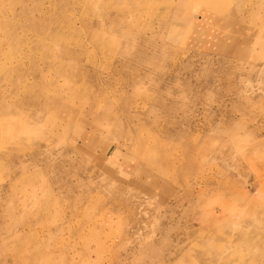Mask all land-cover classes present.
Instances as JSON below:
<instances>
[{"label":"rangeland","instance_id":"obj_1","mask_svg":"<svg viewBox=\"0 0 264 264\" xmlns=\"http://www.w3.org/2000/svg\"><path fill=\"white\" fill-rule=\"evenodd\" d=\"M0 264H264V0H0Z\"/></svg>","mask_w":264,"mask_h":264},{"label":"bare ground","instance_id":"obj_2","mask_svg":"<svg viewBox=\"0 0 264 264\" xmlns=\"http://www.w3.org/2000/svg\"><path fill=\"white\" fill-rule=\"evenodd\" d=\"M37 9V8H36Z\"/></svg>","mask_w":264,"mask_h":264}]
</instances>
